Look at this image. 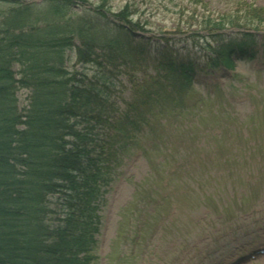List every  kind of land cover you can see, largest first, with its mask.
I'll use <instances>...</instances> for the list:
<instances>
[{
  "label": "trees",
  "instance_id": "1",
  "mask_svg": "<svg viewBox=\"0 0 264 264\" xmlns=\"http://www.w3.org/2000/svg\"><path fill=\"white\" fill-rule=\"evenodd\" d=\"M5 1L18 7L9 10L8 35H0V264H89L96 242L92 231L97 229L91 217L93 201L102 199L103 187L123 150L139 144L135 131L140 129L143 107L150 110L166 98L181 102L192 85L193 67L161 61L155 75L144 73L142 80H136L132 101L123 99V104L128 103L116 106L109 102L117 84L113 71L127 65L119 61V50L133 48L131 29L150 24L142 22L135 0H125L117 11L102 0L94 16L85 15L87 24H94V39L87 37L90 27L85 32L70 30L85 37L80 61L93 60V44L104 49L102 56L94 57L98 66L94 80L84 71H68L66 49L73 45V34L60 28H66L60 22L71 12L72 4L87 0H48L54 19L49 16L43 25L33 22L27 12L28 32L16 30L24 19L23 5H29L23 0ZM105 6L126 25H119V31L112 27V36L110 26L101 22ZM240 6L217 17H204L197 31L209 33L227 26L264 28V8L247 3ZM195 35L196 42L201 41L203 49L213 53L226 54V49L233 48L232 52L242 56L250 50L249 56L253 55L255 40L250 33L240 37ZM103 39L104 43H98ZM225 61L226 65L233 62L230 58ZM135 64L132 67L137 70ZM21 88L28 89L29 95L20 112L17 92ZM176 174L173 171L168 182ZM154 186L152 194H164L166 185ZM56 194L58 200L63 199L60 206L50 201ZM53 215L63 216L56 222Z\"/></svg>",
  "mask_w": 264,
  "mask_h": 264
},
{
  "label": "rangeland",
  "instance_id": "2",
  "mask_svg": "<svg viewBox=\"0 0 264 264\" xmlns=\"http://www.w3.org/2000/svg\"><path fill=\"white\" fill-rule=\"evenodd\" d=\"M101 1L87 0L88 4L83 5L75 3L72 6L74 11L66 14L67 17L62 18L60 23L76 24L80 18L79 12H91V8ZM140 1L135 0L136 3ZM145 1L149 4L142 6L143 12L149 15L159 11L160 19L166 23L168 30H173L171 24L183 18L177 12L179 7H191L184 0ZM205 1L208 2L210 13L217 16L230 8L233 0ZM249 1L264 7V0ZM23 2L29 6L23 5L26 8L24 19L20 22V30L16 32L29 31L26 25L27 12L31 13L33 22L43 25L49 16L54 19L48 0ZM106 3L116 10L125 1L106 0ZM16 6L14 2L0 0L2 37L8 35L5 29L11 14L9 10ZM106 8V17L115 19ZM136 34L149 36L144 31ZM146 38L153 39L151 36ZM80 42L79 37H76V43L80 45ZM154 57L155 52L151 51L149 59ZM263 62L262 54L256 60L237 61L234 78L228 79L227 73L230 74V71H224L216 77L219 84L197 85V92L184 98L185 102L193 104L202 95L204 104H198L197 108L182 109V106L168 98L157 101L150 110L143 107L141 125L144 132L141 135H144L143 143L146 145L144 153L135 147L124 149L122 164L113 172L112 179L104 188L106 203L101 211L103 220L97 235L98 243L91 250V264H221L264 243V183L258 180L259 173L264 182V67L259 68ZM147 64L146 60L142 62V72L153 73V67ZM67 65L70 71L81 67L74 50ZM18 68L19 65L15 64L17 72ZM87 68L90 75L94 73V64L87 65ZM133 75L136 78L143 77L139 71H131L128 75L118 74V79L125 82ZM121 82L116 81L109 97V102L119 107L128 103L123 104V99L129 96L130 101L133 99L132 84ZM28 95V89L18 90L19 111H23L28 103ZM198 108L203 109L201 115L196 114ZM165 121L172 123L171 128L164 126ZM187 126L183 144L173 142L174 138L170 140L175 146V160L171 164L182 172V176L173 180L172 197L163 199V204L158 206L154 195L149 193L150 180L144 181L142 194L135 195L137 184L147 177L152 166L162 165L158 164V159L162 157L161 151H164L166 143L170 142H166L167 136H174V128L184 135L182 127L186 129ZM147 133L150 137L161 135L165 138L150 139ZM158 144L164 148L159 149L156 146ZM185 146L188 151L192 150L191 156H186ZM213 147L220 150L222 147L221 154L210 155ZM181 149H185L183 158L179 155ZM224 149L228 150V162H225L227 153L223 154ZM185 156L187 161H184ZM241 160L246 161L242 163ZM191 167H194L193 179L185 176ZM222 174L224 178L220 180ZM216 186L222 190L220 193H216ZM50 201L52 205L58 203L55 197H50ZM138 228L141 237L137 240L134 236ZM246 264H264V258Z\"/></svg>",
  "mask_w": 264,
  "mask_h": 264
}]
</instances>
